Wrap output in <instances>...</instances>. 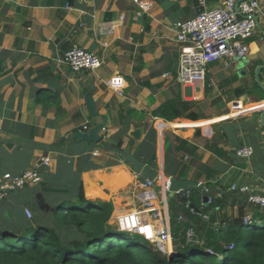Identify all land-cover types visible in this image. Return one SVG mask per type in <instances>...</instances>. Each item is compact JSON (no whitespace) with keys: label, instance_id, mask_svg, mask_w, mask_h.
<instances>
[{"label":"crops","instance_id":"0c3cea01","mask_svg":"<svg viewBox=\"0 0 264 264\" xmlns=\"http://www.w3.org/2000/svg\"><path fill=\"white\" fill-rule=\"evenodd\" d=\"M150 1V12L140 16L134 0H0V183L6 173L33 169L43 156L51 160L38 184L0 197V224L27 216V209L33 216L36 207L54 213L62 203H75L81 184L88 203L113 205L110 224H125L121 217L138 214L169 229L172 251L179 245L173 213L184 219L179 233L190 225L194 240L210 223L217 228L240 210L249 224L263 223L264 205L250 197H264V0L247 57L212 62L205 80L193 84L178 80L175 24L226 0ZM74 45L99 55L103 65L74 72L62 62ZM116 75L126 82L122 94L106 83ZM89 93L97 102L94 118L86 105ZM236 102L242 109L233 115ZM101 115L107 117L106 141L122 144L162 179L199 183V192L189 193L197 208L171 197L162 181L145 187L127 162L98 144L70 139ZM242 147H252L253 155L239 156ZM205 190L222 207L207 211L214 201L204 203ZM146 191L155 194L150 207L143 201Z\"/></svg>","mask_w":264,"mask_h":264},{"label":"trees","instance_id":"16d2710c","mask_svg":"<svg viewBox=\"0 0 264 264\" xmlns=\"http://www.w3.org/2000/svg\"><path fill=\"white\" fill-rule=\"evenodd\" d=\"M255 86L260 88L257 82ZM185 118L197 119L195 115ZM75 197L77 202L62 203L54 213L36 207L39 213L32 218L21 215L0 224V264H215L213 258L219 255L223 256L219 264H264V226L249 224L243 210L236 218L219 222L217 228L210 223L195 241L187 235L190 225L179 233L184 219L173 213L171 226L179 245L167 257L143 236L119 232L110 224L113 205L85 201L82 184ZM213 201L207 211L222 207V201Z\"/></svg>","mask_w":264,"mask_h":264},{"label":"built area","instance_id":"2783aa9c","mask_svg":"<svg viewBox=\"0 0 264 264\" xmlns=\"http://www.w3.org/2000/svg\"><path fill=\"white\" fill-rule=\"evenodd\" d=\"M134 1L140 9V16L149 13L153 7L150 0ZM260 2L261 0H226L221 7L202 9L196 17L177 22L175 24V39L181 46L178 80L182 84L204 81L210 63L223 59L244 60L249 52L248 40L254 37L257 29V21L254 16L258 12ZM108 31L111 32L112 28ZM62 62L74 72L96 71L104 63L99 55L77 45L72 46L63 54ZM106 83L122 94L126 82L123 76L116 75L110 77ZM233 108L232 114L238 115L242 105L236 102L233 104ZM88 130L89 127L85 126L83 131ZM253 153L252 147H242L237 151V154L244 158H250ZM50 161L49 156H43L35 163L33 169L21 175L6 173L0 183V197L26 185L38 184L42 180L41 168L49 166ZM143 184L145 187H152L155 185V181L146 179ZM242 189L244 190V187ZM205 193L208 192L205 190ZM153 198H155V194L152 191H146L143 201L150 207L148 202ZM250 200L264 205L262 196H251ZM212 202L213 198L210 196L208 204ZM26 214L28 217H32V213L28 209ZM137 217L138 214L124 216L120 218V221L134 233L144 236L157 250L167 252V245L173 240L170 230L164 227L157 228ZM182 218L180 216V219ZM250 220L249 217L246 221L250 222ZM187 235L190 241H195L194 230L190 229Z\"/></svg>","mask_w":264,"mask_h":264},{"label":"water","instance_id":"95a60500","mask_svg":"<svg viewBox=\"0 0 264 264\" xmlns=\"http://www.w3.org/2000/svg\"><path fill=\"white\" fill-rule=\"evenodd\" d=\"M254 19L257 21V27L258 25V17L254 16ZM262 70V66L257 67L255 71V78L259 85L262 86L261 80H260V72ZM86 105L89 110V115L91 117H97V102L93 96L92 93H89L86 96ZM261 121L264 125V111H262L261 114ZM107 124V117L105 115L100 116V121L97 122L93 127H90L88 131H78L71 135V140H84L88 142H93L95 144H98L101 148L105 149L106 151L110 152L111 154H115L119 156L123 161L127 162L131 169L133 170L134 174L137 176L139 180H146L150 179L152 181H162L164 185L167 187V191L170 192V196H176L177 199L180 200L182 203H187L190 201L189 199V193H197L199 192V183L191 180H183L178 179L175 177H167L166 179H162L159 172L149 165H147L144 161L139 159L137 156L132 154L130 150L128 149H122L117 146L112 145L108 141L104 139V136L102 134V131L104 130L105 126ZM133 136H137V134L134 132L132 133ZM203 201L207 205L209 197L212 195V192L203 194ZM42 208H47L45 204H41ZM114 226H117L119 232L121 233H132V231L125 227L123 224L114 223ZM175 252L172 251L170 248L168 250V255L171 257Z\"/></svg>","mask_w":264,"mask_h":264},{"label":"rangeland","instance_id":"374dc122","mask_svg":"<svg viewBox=\"0 0 264 264\" xmlns=\"http://www.w3.org/2000/svg\"><path fill=\"white\" fill-rule=\"evenodd\" d=\"M243 61V60H242ZM264 226V221H263V223L261 224V227H263ZM127 235H129V236H131V237H135V236H138L137 234H134V233H127ZM222 255H219L218 257H214L213 258V263H215V264H219L220 263V261H221V259H222Z\"/></svg>","mask_w":264,"mask_h":264},{"label":"clouds","instance_id":"9594fccd","mask_svg":"<svg viewBox=\"0 0 264 264\" xmlns=\"http://www.w3.org/2000/svg\"><path fill=\"white\" fill-rule=\"evenodd\" d=\"M144 181V180H143ZM190 199V198H189ZM189 203H190V201H188ZM191 205V204H190ZM192 207H194V206H192ZM194 209V208H193ZM252 222V220H250V222H248V223H251ZM259 226H261V224L259 225ZM126 228H128L127 226H125ZM129 229V228H128ZM132 231V230H131ZM132 233H134L133 231H132ZM124 234V233H123ZM127 234V233H126ZM134 234H136V233H134ZM137 235H139V234H137ZM139 236H142V235H139ZM144 237V236H143ZM145 240H147V239H145ZM148 241V240H147ZM150 242V241H149ZM151 243V242H150ZM152 244V243H151ZM153 247H154V245H153ZM154 249L155 250H157L155 247H154ZM168 245H167V252H162V253H164V254H167V257H169V255H168ZM157 251H159V250H157ZM161 252V251H160Z\"/></svg>","mask_w":264,"mask_h":264}]
</instances>
